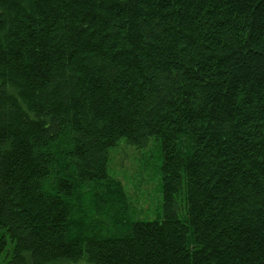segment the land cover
<instances>
[{
    "label": "trees",
    "instance_id": "16d2710c",
    "mask_svg": "<svg viewBox=\"0 0 264 264\" xmlns=\"http://www.w3.org/2000/svg\"><path fill=\"white\" fill-rule=\"evenodd\" d=\"M154 139L133 220L111 155ZM0 230V264H264V0H0Z\"/></svg>",
    "mask_w": 264,
    "mask_h": 264
},
{
    "label": "rangeland",
    "instance_id": "374dc122",
    "mask_svg": "<svg viewBox=\"0 0 264 264\" xmlns=\"http://www.w3.org/2000/svg\"><path fill=\"white\" fill-rule=\"evenodd\" d=\"M110 162L109 173L125 188L133 220L160 219L163 203L159 168L162 160L157 141L154 139L144 149H136L122 140L119 149L113 150ZM92 228L94 232L108 235L121 231L122 227H112L104 221L92 224Z\"/></svg>",
    "mask_w": 264,
    "mask_h": 264
}]
</instances>
